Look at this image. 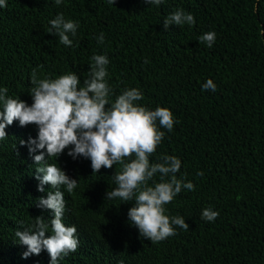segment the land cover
I'll use <instances>...</instances> for the list:
<instances>
[{
	"label": "trees",
	"instance_id": "16d2710c",
	"mask_svg": "<svg viewBox=\"0 0 264 264\" xmlns=\"http://www.w3.org/2000/svg\"><path fill=\"white\" fill-rule=\"evenodd\" d=\"M178 8L193 13L196 23L165 30L164 18ZM60 12L79 21L72 46L49 33V21ZM208 31L217 34L212 47L200 40ZM105 53L111 100L136 87L144 94L137 103L167 107L178 121L172 131L162 129L166 135L150 160L163 154L181 159L177 177L196 187L182 189L165 207L189 228L174 226L176 234L161 241L141 236L128 217L134 201L106 198L123 165L94 173L89 159L73 160L66 148L48 163L57 162L79 181L72 193L61 190L64 223L76 226L80 243L60 264H264V0H164L160 6L144 0H7L0 8V86L29 104L33 69L38 78L74 71L82 84L91 57ZM208 78L215 91L202 88ZM5 130L0 264H49L47 250L22 258L27 246L15 235L37 216L50 219V210L36 203L55 189L48 184L44 193L37 190L35 161L20 144L37 128L16 120ZM206 207L218 210L214 221L202 218Z\"/></svg>",
	"mask_w": 264,
	"mask_h": 264
},
{
	"label": "clouds",
	"instance_id": "9594fccd",
	"mask_svg": "<svg viewBox=\"0 0 264 264\" xmlns=\"http://www.w3.org/2000/svg\"><path fill=\"white\" fill-rule=\"evenodd\" d=\"M54 2L59 5L63 0ZM163 2L144 0L147 5L156 6ZM3 7H7V0H0V8ZM49 23L52 26L49 33L58 34L62 44L73 45L70 35L76 36L79 21L66 19L60 12ZM195 23L193 13L178 8L164 18L163 28L168 30L172 25ZM216 37L215 31H208L200 36V40L212 47ZM97 39L103 43L104 34L101 33ZM91 60L90 76L82 84L74 71L38 78L36 69H33L30 80L35 86L30 92L31 104L8 95L9 89L0 86V140L8 137L5 129L16 120L21 126L35 124L37 135L21 139L20 144L27 145L29 155L35 161L37 190L44 193L48 184L55 189L47 190L46 196L38 197L36 203L37 207L50 210V219L37 216L34 223L15 232L18 243L27 246L22 253L24 259L47 250L49 264H60L79 246L76 226L64 223L67 201L61 190L63 186L72 193L79 181L70 177L57 162L48 163L49 157L57 158L66 148L73 160L80 157L89 159L94 173L99 172L102 166L123 165V170L115 171L112 176L117 187L107 191L106 198L134 201L128 217L141 236L161 241L176 234L174 226L189 228L182 215L169 216L165 207L182 189L195 190L192 181L176 175L181 169V159L176 155L163 154L157 161L150 160V155L166 135L162 129L172 131L178 122L173 112L167 107L150 109L137 103L144 94L136 87L125 88L114 101L111 100L112 88L106 78L109 76L110 59L105 53L94 54ZM216 87L211 78L202 84L205 90L215 91ZM158 173L160 179L157 182L154 178ZM198 175L203 176L204 172L201 170ZM149 181L153 183L149 184ZM201 215L208 221H214L219 212L206 207Z\"/></svg>",
	"mask_w": 264,
	"mask_h": 264
}]
</instances>
